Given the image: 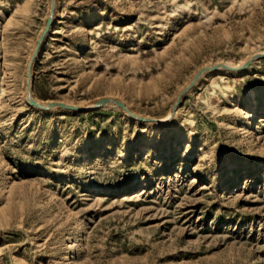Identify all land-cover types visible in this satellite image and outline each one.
I'll return each instance as SVG.
<instances>
[{
  "label": "rangeland",
  "instance_id": "1",
  "mask_svg": "<svg viewBox=\"0 0 264 264\" xmlns=\"http://www.w3.org/2000/svg\"><path fill=\"white\" fill-rule=\"evenodd\" d=\"M54 1L73 111L27 103L49 0H0V264H264V0Z\"/></svg>",
  "mask_w": 264,
  "mask_h": 264
},
{
  "label": "water",
  "instance_id": "2",
  "mask_svg": "<svg viewBox=\"0 0 264 264\" xmlns=\"http://www.w3.org/2000/svg\"><path fill=\"white\" fill-rule=\"evenodd\" d=\"M51 4H52V7H51V13H50V16L46 22V29H45V32L41 35L39 41H38V44H37V49L32 57V63L35 61L36 57H37V54L39 52V49L41 47V43L43 42V40L45 39L47 33L49 32L50 28H51V25L53 23V17H54V14H55V9H56V5H55V1L54 0H50ZM264 57V54L263 55H258V56H255L251 61L247 62L246 64H244L241 69H246L250 66V64L256 60V59H259V58H263ZM226 69L228 70H233L232 68L228 67V66H225ZM31 69V68H30ZM206 70H202L198 73V75L195 77V79L193 80V82L191 83V85L185 90V92L182 94V96L189 90L191 89L197 82L198 80L200 79L201 75L205 72ZM29 75L30 77L32 76L31 73L29 72ZM28 99H29V105L32 106V107H36V108H39L41 110H49V109H52L54 107H60V108H63V109H67V110H78L79 108L78 107H75V106H69L67 104H64V103H49L47 104L46 106L45 105H41L39 104L37 101H35L32 96H31V90L29 91V94H28ZM110 100L108 99H105V100H102L101 101V105L103 104H106V103H109ZM178 104H179V100L175 106V108L178 107ZM117 105L124 109L125 111H127L129 114H131L129 112V110L127 109V107L122 103V102H117ZM131 116H134L131 114Z\"/></svg>",
  "mask_w": 264,
  "mask_h": 264
},
{
  "label": "bare ground",
  "instance_id": "3",
  "mask_svg": "<svg viewBox=\"0 0 264 264\" xmlns=\"http://www.w3.org/2000/svg\"><path fill=\"white\" fill-rule=\"evenodd\" d=\"M49 2H50V0H49ZM52 7V4H51V2H50V8ZM50 13H51V10H50ZM49 16H50V14H49ZM49 18V17H48ZM45 29H46V27L45 28H43V30H42V32H41V35L45 32ZM52 29V28H51ZM41 35H40V37H41ZM40 37L38 38V40L40 39ZM37 44H38V41L36 42V44H35V48H34V51H33V53L31 54V56H30V58H29V60H28V64H27V66H26V71H25V73H26V87H25V91H26V96H28V94H29V91L31 90V95H32V89H33V76H34V71H33V64H34V62L32 63V57H33V55H34V53H35V51H36V49H37ZM264 53H262L261 55H263ZM257 56V55H256ZM225 66H228V67H230V68H240V66H238V67H231L230 65H225ZM31 68V69H30ZM225 71V70H224ZM29 72L31 73V77H30V75H29ZM203 75L204 74H202L201 76L203 77ZM35 77V76H34ZM201 78V77H200ZM2 80H3V74L1 73L0 74V83L2 82ZM27 98V100H28V102L27 103H29V99H28V97H26ZM114 102L111 104V106H113L114 108H118L119 106L117 105V102H120V101H116V100H113ZM39 104H41V105H44V104H42L41 102H39V101H37ZM113 108V109H114ZM36 109V108H35ZM125 111V110H124ZM172 113V114H171ZM163 121H168L169 119H172L171 118V115H172V117H173V111L171 112ZM70 252H69V254H72L73 253V251H74V247L73 246H71L70 247V250H69ZM65 260H69V258L68 257H66L65 258Z\"/></svg>",
  "mask_w": 264,
  "mask_h": 264
}]
</instances>
